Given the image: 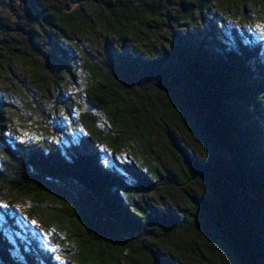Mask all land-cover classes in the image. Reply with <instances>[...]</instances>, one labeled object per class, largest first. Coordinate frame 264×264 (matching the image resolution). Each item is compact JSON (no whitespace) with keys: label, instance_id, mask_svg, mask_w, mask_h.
Instances as JSON below:
<instances>
[{"label":"trees","instance_id":"1","mask_svg":"<svg viewBox=\"0 0 264 264\" xmlns=\"http://www.w3.org/2000/svg\"><path fill=\"white\" fill-rule=\"evenodd\" d=\"M256 1L108 0L100 5L117 36L142 37L156 27L163 29L159 47L135 55L129 73L134 79L150 78L169 86V103L156 106L184 123L200 153L171 134L169 143L179 157L176 171L146 169L145 163L119 157L104 159L103 136L90 114L92 133L71 141L52 145L6 141L0 149V196L17 192L53 198L64 205L63 211L70 209L59 218L81 253L59 261L51 248L44 249L37 234L30 233L28 224L5 214L7 230L17 238L0 228V264H177L172 257L173 233L179 228L208 253L224 254L229 264H264V34L263 39L257 36L264 32L245 24L249 6ZM30 6L40 16L34 30L48 20V12L36 0H30ZM217 6L241 11L246 20L219 19ZM53 16L55 27L74 33L87 22L86 13L78 9ZM196 19L204 23L203 29L196 28ZM55 44L68 58L67 51ZM89 67L95 78L87 90L89 101L146 137L148 119L143 117L137 126L134 121L140 113L131 108L138 94L127 85H116L101 69ZM5 109L0 98V135ZM108 137L114 149H121V135ZM74 182L96 195L102 206L99 212L77 206L57 187ZM169 188L194 191L186 192L184 205L176 207L130 200ZM34 210L30 208L29 215ZM145 231L157 235L154 245L139 237Z\"/></svg>","mask_w":264,"mask_h":264},{"label":"rangeland","instance_id":"2","mask_svg":"<svg viewBox=\"0 0 264 264\" xmlns=\"http://www.w3.org/2000/svg\"><path fill=\"white\" fill-rule=\"evenodd\" d=\"M36 2L44 12H48V20L43 19V26L32 30L40 16L31 8L30 0L28 5L20 0H0V98L6 108L0 149L6 146V141L11 144L38 141L52 145L71 141L84 133L91 134L92 123L87 117L90 114L95 117L96 126L103 136L100 148L104 159L119 157L129 162L145 163L146 169L166 167L176 171L179 157L169 143L171 134L191 151L200 153L192 144L184 123L156 106L169 103V86L150 78L134 79L129 73L135 55L144 56L159 47L163 31L161 27L142 37H120L115 34L100 8L108 0ZM77 9L87 15V22L82 24L81 29L74 33L55 27L54 13L71 14ZM248 13L250 16L245 24L252 26L256 32H264V1L257 0L251 4ZM215 14L217 18L230 22L246 20L241 11L236 13L223 6H217ZM203 24L196 19V28L203 29ZM263 34L257 36L263 39ZM55 42L67 51L68 58L60 55ZM261 46L264 48L263 41ZM89 66L101 69L116 85H127L130 91L138 94L131 108L140 113L134 121L137 126L143 117L148 119L150 132L146 137H142L144 133L139 134L138 128L118 123L110 113L96 108L89 101L87 90L95 81ZM35 101L42 105L45 112L36 108ZM118 135L122 136L121 149L116 150L108 136ZM222 153L224 157L227 156ZM57 187L63 188L77 206L93 212H99L102 208L96 195L77 182L59 183ZM193 191L192 188L159 189L148 195H134L130 200L136 204L147 202L156 206L176 207L184 205L186 192ZM30 208H35L30 212L33 215H29ZM63 209L64 205L53 198L38 199L17 192L6 194L4 198L0 196V217L7 222V229L9 223L4 215L15 214L14 219L18 221L19 218L28 224L30 233L37 234L44 249L51 248L59 261L72 260L81 253L78 241L67 233L66 224L60 222L59 216L70 210ZM74 209L71 208L72 211ZM18 227L22 229L20 225ZM6 232L13 236L10 230ZM49 232L51 235L45 239L44 234ZM262 235L264 237V233ZM139 237L151 245L157 239V235L149 231ZM16 238L17 235L12 237L14 240ZM130 238L126 234V239ZM173 243L176 248L172 257L177 264H229L224 254L208 253L199 242L190 239L185 228L173 233ZM15 246L13 248L17 249Z\"/></svg>","mask_w":264,"mask_h":264},{"label":"snow or ice","instance_id":"3","mask_svg":"<svg viewBox=\"0 0 264 264\" xmlns=\"http://www.w3.org/2000/svg\"><path fill=\"white\" fill-rule=\"evenodd\" d=\"M4 207H7V205H4ZM32 223L35 224L36 221L33 220ZM0 228L7 230V222L3 219V217H0ZM50 235H51L50 232L45 233L44 238L47 239ZM57 259H59V257H57Z\"/></svg>","mask_w":264,"mask_h":264},{"label":"water","instance_id":"4","mask_svg":"<svg viewBox=\"0 0 264 264\" xmlns=\"http://www.w3.org/2000/svg\"><path fill=\"white\" fill-rule=\"evenodd\" d=\"M23 4H28V0H20ZM36 108L38 110H40L41 112H45V109L42 107V105L40 103H38V101L34 102Z\"/></svg>","mask_w":264,"mask_h":264}]
</instances>
